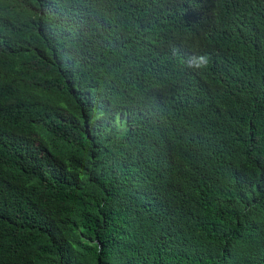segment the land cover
Masks as SVG:
<instances>
[{
  "label": "trees",
  "instance_id": "obj_1",
  "mask_svg": "<svg viewBox=\"0 0 264 264\" xmlns=\"http://www.w3.org/2000/svg\"><path fill=\"white\" fill-rule=\"evenodd\" d=\"M0 264H264V0H0Z\"/></svg>",
  "mask_w": 264,
  "mask_h": 264
},
{
  "label": "clouds",
  "instance_id": "obj_2",
  "mask_svg": "<svg viewBox=\"0 0 264 264\" xmlns=\"http://www.w3.org/2000/svg\"><path fill=\"white\" fill-rule=\"evenodd\" d=\"M187 66L192 68H206L209 64V57L206 54L191 56L187 60Z\"/></svg>",
  "mask_w": 264,
  "mask_h": 264
}]
</instances>
